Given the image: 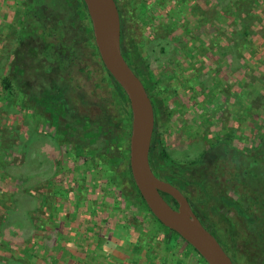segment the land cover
I'll return each mask as SVG.
<instances>
[{
	"label": "rangeland",
	"instance_id": "rangeland-1",
	"mask_svg": "<svg viewBox=\"0 0 264 264\" xmlns=\"http://www.w3.org/2000/svg\"><path fill=\"white\" fill-rule=\"evenodd\" d=\"M174 1L116 0L124 24L129 19L144 20L141 13L144 6L149 15L147 20H156L143 33L138 32L133 41L125 37V58L145 85L158 83L162 88L159 97L165 112L158 119L164 146L178 164H173L172 170L181 176L188 175L190 181L204 182L208 192L215 189L211 192L213 196H204L192 185L184 193L202 220L213 228L223 225L219 214L229 217L230 211L214 196L220 189L207 182V177L202 176L205 172L201 175L199 169L215 161L217 153L213 152L212 144L222 138L230 136L228 145L244 155L250 147L258 145L264 120L261 114L246 110L245 102L236 93L251 85L256 89L264 87L257 82V77L264 74V49H258L256 55L245 54L237 64L227 66L230 56L220 47L225 43L224 36L218 42L216 33L183 32L194 27L190 13L186 12L182 18L186 27L178 24L176 30L172 29L175 25L164 10L173 7ZM54 4L55 0H0V79H9L18 68L24 69L16 68L14 62L16 57L17 65L26 62L23 51L27 48L19 39L22 32L16 33L22 26L25 9H29L33 19L27 32L35 31L31 26L35 20L39 31L46 32L51 22L46 16L50 18L48 11ZM252 4L264 25V0H254ZM158 6L164 10L154 19L152 14H156ZM81 13L69 17L74 27L72 33L82 42V60L75 68L66 70L52 55L50 72L60 81L71 71L77 87L96 101H115L117 114L123 118L118 93L112 87L109 91L96 87L99 75L94 58L88 53L89 42L92 38L94 41L91 21L88 13ZM223 22L226 29L227 21ZM188 37L200 43L194 46L197 49L203 46V56L193 58V42L188 44ZM60 51L68 54L64 46ZM214 53L221 59L220 65L215 64ZM31 74L25 71L27 79L32 78ZM59 83L60 90H64L65 86ZM2 101L5 105L0 108V264H206L181 238L166 240L163 230L141 204L125 206L123 200L116 201L115 188L107 185L108 167L117 161V147L122 142H114L108 167L95 168L88 163L87 156L70 151L75 144L53 140V135L64 139L70 129L63 118L64 111H56L47 129L42 122L47 113L42 109L47 106L41 108L34 101L28 108L12 111L9 101L4 97ZM224 129H229L231 135L225 136ZM110 146L111 142L99 136L91 140L89 149L102 153ZM246 158L241 161L249 165L251 161ZM197 160L195 167H187ZM229 197L237 198L233 193ZM218 210L219 214L213 213ZM217 233L220 236V239L216 236L217 241L221 240L220 245L232 262L246 264L232 247L224 245L222 232Z\"/></svg>",
	"mask_w": 264,
	"mask_h": 264
},
{
	"label": "trees",
	"instance_id": "trees-1",
	"mask_svg": "<svg viewBox=\"0 0 264 264\" xmlns=\"http://www.w3.org/2000/svg\"><path fill=\"white\" fill-rule=\"evenodd\" d=\"M66 1L55 0V4L49 9L50 18L47 16L46 18L50 19L51 22L49 21L50 26L46 32L39 31L35 20V23L31 25L35 31L31 30L28 33V25L30 20L33 19L28 13L29 9H25V12H23L22 26L20 28L22 33L19 39L23 46L27 48V50L23 51L25 56L23 58H26V62L22 65H17L18 59L16 57V62H14L16 63V68L18 66L23 67V71L18 68V71L13 73L9 79L8 77L0 79V91L2 94L0 97V108L5 105V102L2 101L3 97L6 101H9V110L12 111L28 108L34 101L41 108L45 105L47 106L46 109L42 110H45L44 112L48 114H44L42 122L47 124V129L57 114L56 111H64L65 115L63 118L70 126V129L66 132L64 139L53 135V140L66 145L69 143L75 144L70 151L72 150L74 153L77 150L83 157L87 156L88 163L93 164L95 168L100 169L103 167L105 169L108 167L110 164H108L110 150H113L114 142H122L117 147V153L119 154L117 161L111 167H108L110 176L107 178V185L115 188L116 201L120 202V200H123L125 206L134 203L141 204L158 227L163 230L166 240L179 237L175 232L163 227L150 213L134 184L128 161L131 129V112L128 99L120 86L104 68L93 38L89 42L88 53L92 59L94 58V66L99 75L96 87L107 89L108 91L112 87L118 93V103L123 107V118L117 114L115 101L110 99H103V101L98 99L96 101L91 94L88 95L79 86L77 87L70 73L71 71H68V75L66 72V78L60 81L55 80L58 79L57 75L50 72L51 68L49 66L52 55H56L59 60V66L64 67L66 70L75 68L83 56V49L80 46L81 40H78L75 33H72L74 32V27L71 25L72 22L69 16L73 17L78 13L82 14L81 12L87 14V11L81 0ZM253 2L254 0H175L173 7L169 8L168 11L162 7H156L158 10L152 16L155 19L164 10L165 14L168 13L170 15L171 22L175 25L172 29L176 30L178 24L179 26L182 25V18L185 17L186 12L190 13L192 20H194V27L183 29V32L216 33L219 35V38L216 39L218 42L224 36L225 43L220 45V47L223 46L226 49L225 53L230 56L226 65L231 67V65L237 64L238 59L242 60L245 54L256 55L258 49H264V25H262L260 15L255 12L256 9L252 4ZM118 10L121 21V50L125 58V37H128L129 41H133V37L138 32L143 33L145 27L156 22V20L153 22L147 20L149 15L144 6L141 9L144 20L142 17V21L139 18L137 20L129 19L128 23L124 24L123 14L119 7ZM225 20L228 24L226 29L223 27V21ZM182 27H186V24L184 23ZM66 33H70V36L67 37ZM27 38L29 39L27 40ZM190 41L192 39L188 37L187 43L189 44ZM192 42L193 47L200 44L198 41ZM61 46L67 48V55L60 51ZM40 47H42L41 50ZM202 47H198L199 49L193 48L192 55L194 59H198L200 54L204 55L205 50H202ZM214 56L215 64L220 65L221 59L217 58L218 55L216 56L215 53ZM125 60L136 71L130 60L126 58ZM29 62L32 66H29ZM195 63H197V60ZM81 70L84 71V68ZM25 71L32 73L31 79L26 78ZM89 71L86 72L89 73ZM59 82H62L63 86H65L64 90H60ZM257 82L264 85V74L257 77ZM236 95L239 97L238 99L245 102L246 110L252 109L254 112L261 114V118L264 120V87L256 89V87L251 85L245 87L243 91L237 92ZM15 99L17 100L14 102ZM13 102L15 105L12 108ZM115 129L118 134H116ZM224 130H226L224 134L227 136L230 130ZM99 136H104L108 142H111L110 149L107 152L98 153L96 150L89 149L91 140ZM222 139L212 144L213 152L217 153L215 161L208 167L200 168L199 171L200 174L205 172V175H201L207 177V182L210 181L215 186L214 188L218 187L220 189V192L214 196L220 202L219 204H222V207L230 211V216L220 215L219 210L213 212L219 214L223 224L220 225L215 222L218 226L213 228L208 227L204 220H200V222L207 230L209 229L208 231L215 238L218 235L217 232L221 231L226 242L224 245L232 247L246 264H264V123L260 124L259 143L257 146H252L248 149V155L247 153L244 155L241 150L239 151L229 146L230 144L228 145L230 136ZM246 157L251 161L249 165H245L241 161V158L245 159ZM149 163L155 166L163 163L166 172H163L162 176H166V181L175 185L183 193L192 185H196L204 196H213L211 192L215 191V189L208 192L204 182L190 181L188 175L181 176L177 170H172L173 164L177 163L164 153L161 158L154 159L151 150ZM198 163V160L191 161L187 167H195ZM169 171L172 174L168 175ZM203 179V181H206L205 178ZM229 193H233L237 198L229 197ZM191 207L195 215H197L193 205ZM220 241L218 240L219 243ZM192 250L194 249L192 248Z\"/></svg>",
	"mask_w": 264,
	"mask_h": 264
},
{
	"label": "water",
	"instance_id": "water-1",
	"mask_svg": "<svg viewBox=\"0 0 264 264\" xmlns=\"http://www.w3.org/2000/svg\"><path fill=\"white\" fill-rule=\"evenodd\" d=\"M91 21L99 58L125 93L131 112L129 167L134 184L150 213L192 247L206 264H234L217 239L202 225L186 196L174 185L158 179L149 163L154 111L141 79L121 50V21L115 0H81ZM165 193L177 203L172 208Z\"/></svg>",
	"mask_w": 264,
	"mask_h": 264
},
{
	"label": "flooded vegetation",
	"instance_id": "flooded-vegetation-1",
	"mask_svg": "<svg viewBox=\"0 0 264 264\" xmlns=\"http://www.w3.org/2000/svg\"><path fill=\"white\" fill-rule=\"evenodd\" d=\"M19 32H21V30H19L18 32L16 31V33H19ZM152 84L153 83L149 82L148 85H144L145 89H146V92H147V94H148V96H149V98L151 100V103H152V106H153V111H154V129H153V134H152V141H151L150 151L152 150V157L154 159L161 158L163 153H164L165 155L169 156L171 158V160L173 161L172 157L168 153L167 148L164 146L165 137L162 134V130H161V127L159 125V119H158L159 114H163L165 112L164 108H163L162 99H161V97H159V95L161 94V89L162 88L159 86L160 84H158V83L157 84H153V85ZM149 155H150V152H149ZM159 165L158 166H155L153 164L150 165L154 175L158 179L163 180L165 182H168V181H166V176L165 177L162 176L163 172H166V169L164 168L165 165L163 163H160ZM170 174H172V173L169 171L168 175H170ZM161 176H162V179H161ZM161 195L172 208H175V209L177 208V203H176V201L173 198H171L169 195H167L165 193H161ZM186 198L188 199L187 196H186ZM188 201H189V199H188ZM190 204H191V202H190ZM194 210H195V208H194ZM195 212L198 215V212L196 210H195ZM198 219L202 221V218H201L200 215H198Z\"/></svg>",
	"mask_w": 264,
	"mask_h": 264
}]
</instances>
